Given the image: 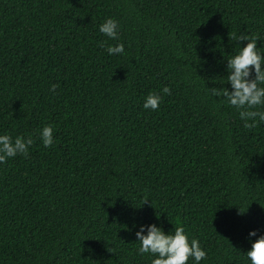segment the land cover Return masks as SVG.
<instances>
[{
	"label": "trees",
	"instance_id": "trees-1",
	"mask_svg": "<svg viewBox=\"0 0 264 264\" xmlns=\"http://www.w3.org/2000/svg\"><path fill=\"white\" fill-rule=\"evenodd\" d=\"M233 33L264 55V0H0V135L34 141L0 164V264H151L135 233L153 224L197 239L199 264H251L264 123L207 92L231 90Z\"/></svg>",
	"mask_w": 264,
	"mask_h": 264
},
{
	"label": "clouds",
	"instance_id": "clouds-1",
	"mask_svg": "<svg viewBox=\"0 0 264 264\" xmlns=\"http://www.w3.org/2000/svg\"><path fill=\"white\" fill-rule=\"evenodd\" d=\"M99 31L110 39H118V24L114 19H107L99 26ZM232 39L237 42L239 51L226 61L227 85H230L231 90L227 87H212L207 88V92L234 107L240 119L244 121V128L251 130L264 123V111L257 110L264 106V55L257 50V35L233 33ZM241 42H246V46L241 48L239 46ZM100 46L105 45L102 42ZM106 51L109 55L122 54L124 46L123 44L108 46ZM57 87L58 85H53L50 91L55 92ZM162 92L165 95L171 94L168 87H164ZM161 99V95L149 93L145 97L143 107L155 111ZM39 135L44 147L52 146L54 142L52 126H44ZM33 142L31 136L27 139L17 136L13 140L10 135H0V164L17 155L27 156ZM145 203H149L147 198L144 199L143 204ZM146 231L147 234H143L145 227L141 226L135 235L140 245L138 254L156 257L152 259L151 264H187L189 258H192L195 264H199L201 260L206 259L207 253L202 250L200 242L197 239L189 241L182 226L175 227L174 232L170 234H165L154 224L147 226ZM256 235L254 231L249 233L250 237ZM246 257L251 264H264V235H260L251 244V250L246 253Z\"/></svg>",
	"mask_w": 264,
	"mask_h": 264
}]
</instances>
